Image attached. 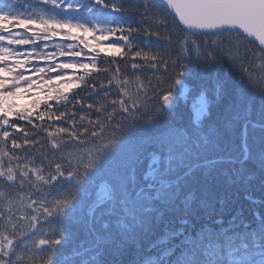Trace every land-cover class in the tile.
Returning a JSON list of instances; mask_svg holds the SVG:
<instances>
[{
    "label": "snow or ice",
    "instance_id": "snow-or-ice-1",
    "mask_svg": "<svg viewBox=\"0 0 264 264\" xmlns=\"http://www.w3.org/2000/svg\"><path fill=\"white\" fill-rule=\"evenodd\" d=\"M162 4L174 12L185 33L182 39L176 38L174 55L168 48L157 53L133 51L139 34L150 45L152 37H160L159 31L152 30L153 25L167 28V22L156 12L154 0H143L142 5L140 0H36L34 5H25L31 11L0 6V264H124L105 257L109 253L122 256L130 246H135L136 251L127 264H210L200 251L201 237L206 239L211 229V235L222 239L234 234L231 225L238 223L241 232L254 233L259 239V264H264V215L255 226L247 222V229L240 213L230 218L231 225H226L223 213L228 200L222 196L218 201L220 212L214 220L211 218L216 201L199 202L198 207L206 210L211 224L203 222L197 227L193 222L196 209L184 195L192 185L208 191L210 181L218 179L219 164L225 162L224 156L216 160L206 155L210 148L223 151L220 146L225 141L219 130L212 133L211 141L195 135L215 101L201 92L188 127L173 126L170 121L181 99H187L192 91L185 83L191 75L190 64L198 62L204 74H211L225 62L230 63L240 73L241 90L226 110L227 123L243 121L245 148L241 155L255 160L264 174V0H162ZM133 5L139 8L130 12ZM65 12L81 16L65 18ZM77 30H82L85 39L75 34ZM95 33H99L96 43H86L87 36ZM199 35L219 39H213L210 46H201L192 39ZM55 37L78 40L83 48L76 50L78 45L69 43L65 51L55 44L56 51L45 52L48 44H44L37 50V41ZM171 37L170 32L169 44L173 42ZM23 45L32 47L23 51L12 47ZM101 54L112 57L111 64L117 57L142 63L131 64L135 75L122 76L118 65L114 71L110 65L99 66ZM58 57H83L89 62H61ZM36 61H43L44 66L26 67ZM254 69H259V74ZM67 70L73 71L70 74ZM145 70L162 71L171 79L151 114L147 109L163 80L153 84L150 77L143 76ZM170 70L174 71V78ZM100 74H107L108 78L97 84L95 76ZM89 80L93 83L89 84ZM245 82L254 88L259 85V145L249 144L247 139L249 127L254 129L255 125L247 117ZM85 88L95 103L82 104L76 90ZM113 89L118 93L110 98ZM29 93L35 96L29 103L12 102V98ZM223 94V82H219L215 89L217 100ZM77 105L82 110L78 120L74 111ZM118 115L123 116L122 122H115ZM20 121L30 125L31 130ZM145 124L168 130L166 135L155 138L156 151L148 170L137 178L136 160L130 158L127 166L131 180L110 184L102 196L94 197L90 188L97 173ZM18 133H23L22 142L12 138ZM17 149L24 154L15 153ZM181 198L183 206L177 214V201ZM85 207L88 211L84 222L89 225L90 239L77 245L76 258L71 254L63 261L54 258L57 246L70 242L74 234L67 228L49 231L46 226L75 220ZM169 214L176 218L166 220ZM161 223L162 234L144 249L139 242L154 235ZM212 224L218 227L212 228ZM252 242L251 236L245 238L246 245L251 246ZM178 248L187 250L189 255L181 259L183 251L178 255ZM215 264L228 262L217 260ZM232 264L256 262L237 259Z\"/></svg>",
    "mask_w": 264,
    "mask_h": 264
},
{
    "label": "trees",
    "instance_id": "trees-1",
    "mask_svg": "<svg viewBox=\"0 0 264 264\" xmlns=\"http://www.w3.org/2000/svg\"><path fill=\"white\" fill-rule=\"evenodd\" d=\"M0 5L7 6L13 9L14 11H31L32 8L29 7L25 9V5L31 4L34 5L36 0H1ZM76 2L87 3L89 0H76ZM143 0H140V5H142ZM154 4L156 5V12L159 17L167 22V28L159 27L157 28L153 25L154 31H159L160 37L151 38V44L146 45L145 41L147 38L143 36V34H139L137 37V44L134 47L133 51L143 49L144 51H151L153 53L164 52L165 48H168L171 54L174 55L176 50L175 40L177 37L183 38L185 35L184 32H181L182 27L179 25L174 16L162 5L157 3L154 0ZM139 5H133L130 12L137 11ZM60 10H57L59 12ZM65 18L72 17H80V13H72L65 12ZM132 19L135 20L136 16L133 15ZM125 27L128 25L125 24ZM138 25L133 24V27ZM24 31V30H23ZM172 33V44L168 42V35ZM80 36V39L83 38V34L81 32L75 33ZM98 35V33H95ZM119 35V34H117ZM227 36V34H225ZM94 34H89L86 38L85 42L90 44H95L96 41L93 38ZM114 38L109 37V40ZM195 39L198 44L203 46L207 43L209 46L211 45V41L213 39H219V37L213 36H204L199 35L196 37H192ZM79 43L78 40H70L67 38L55 37L50 41H37V50H40L44 44H48V48L45 49V52L48 51H56L54 47L55 44H60L65 51H67V45L69 43ZM108 42V41H104ZM123 43V42H121ZM157 44L159 47H157ZM83 48V45H80ZM23 50H30L31 45H23L20 46ZM251 47V45H250ZM82 48H77L76 50H80ZM84 52L87 53L88 50L84 49ZM167 55V54H166ZM102 59L100 60V67L111 66L113 71L118 65L123 75H129L130 77L135 75L132 72L131 64L132 63H142V61L136 60L133 61L130 57L126 60L121 59L119 57L116 58V62L111 64L113 60L112 57H105L101 54ZM74 59H79L82 62H89L88 60L81 58H72V57H58V60L63 62H73ZM42 67L44 66L43 61L33 62L31 65H27V67ZM202 65L198 62H193L189 65V72L191 73L185 80V83L189 89H191L190 95L187 99H181L178 106L173 110V115L170 118V121L173 126H179L182 128H186L189 125L190 119L194 118L192 115L191 104L194 98L199 93H204L209 99L215 101L210 105V114L208 118L204 119L200 130L195 133V135L200 136L201 138L207 137L210 141L213 136L212 133L216 130H219V134L224 139V144L220 146L223 151L220 149L212 150L211 148L206 153L207 158L220 160L221 156L225 157V162L219 164V174L218 179L210 181L209 190L204 191L199 185H192L190 188L186 189L184 192L185 196H188L192 202L193 207L196 209V213L193 217V222L199 226L200 223L207 222L211 224V220L216 219L217 214L220 212V204L218 201L222 196H226L228 202L224 205V213L223 220L226 225H231V217L234 214L240 213L242 215L241 223H243V227L247 229L249 227V223L255 226L256 222L260 219L261 215H264V174H262L259 170L258 163L255 160H248L246 156H242L241 153L244 152L245 148V136H244V124L243 121L233 122L231 125L227 123L228 112L226 111L228 106L232 104L237 94L241 90V76L240 73L235 71L232 65L228 62H225L222 66L218 68L215 73L204 74L202 71ZM68 71V70H67ZM73 70H70V74ZM257 74H259V69H254ZM172 73V77L174 78V71L170 70ZM77 75L80 73L77 72ZM54 75V74H52ZM143 76L150 77L153 84H157L158 80H163V83L159 84V90L155 93L153 99L151 100V104L147 109V113L151 114L155 107L160 104L159 96L163 93L165 89L168 88V85L171 83V79L168 74L163 73L162 71L159 73L143 71ZM107 74H100L99 76H95V82L99 84L102 80H105ZM219 82H223L224 94L219 97L217 100L215 96V89L218 86ZM89 84L93 83L92 80L88 81ZM244 87L247 89L244 92V96L247 97L246 111L247 117L251 121V125H255V128L252 129L249 127V135L247 137L248 143L259 145L261 140L260 134V121H261V109H260V97H259V85L255 86L248 85L246 82ZM88 93V89L85 88L83 90L77 89L76 95L82 98V104L87 105L89 103H95V98H92ZM118 93L117 89H113L110 93V98H115ZM153 95V93H150ZM71 107V105H69ZM63 108H60V111H63ZM76 111L77 116L76 119H79V115L81 113V107L77 105L74 109ZM84 111H87L84 109ZM123 116H116L115 122H122ZM22 126L31 130V126L27 125L26 122H19ZM62 126H67L66 123H63ZM11 131V130H10ZM167 128L161 127L159 130L156 129L154 124H145L139 127L135 132V137L133 140L127 145L123 146L118 150V154L116 158L105 165L104 169L97 173L95 180L93 181L90 191L94 197H98L97 188L100 184H105L107 187L113 183H119L121 181H129L131 180L130 170L128 168V162L130 158H134L136 160L135 165V175L137 178H140L145 171L148 170L149 161L152 158V154L156 151V146L154 140L156 137L163 136L167 134ZM189 131H192L189 129ZM23 133H18L14 135L12 138L20 139L22 142ZM34 138V137H33ZM9 149H11V144L9 141ZM15 153L23 155L24 153L17 149L14 150ZM229 154L231 156V162H228ZM107 159V158H105ZM242 162H244L242 164ZM23 163V161H20ZM37 164L40 163V160L37 159ZM45 165H47V161H45ZM8 166L7 160H5V167ZM202 171V170H201ZM201 173L198 172L197 175ZM217 175V173H214ZM201 200H208L209 202L215 203V208L212 213L211 220L208 219L205 215V209L198 207L199 202ZM91 203V200L88 201ZM183 206V198L177 201V214L179 213L180 207ZM30 211V210H29ZM88 209L85 207L82 211L78 212L77 218L72 221L65 220L62 224H55L46 226L49 231L53 228H67L73 234V239L67 244H62L57 246V253L54 258H58L63 261L68 254H71L73 258H76V249L77 245L82 240L90 239L88 234L89 225L84 222L85 213H87ZM176 216L173 214H169L165 217V219H175ZM179 223L176 224V227H179ZM218 227V225L212 224V228ZM164 228V224L161 223L159 227L156 229L155 234L148 237L147 239L141 240L139 243L144 249H148L149 243L157 239L158 236L162 234V230ZM231 228L234 231V234L224 236L222 239L214 237L211 235V229L208 230L209 235L207 238L201 237L200 240V251L203 254V257L210 262V264H215L217 260L221 262L227 261L228 264H232V261L237 259H244L247 261H255L256 264H259V260L261 259V247L259 239L255 237L254 233H249L247 231L241 232L240 224L231 225ZM252 237V244L248 246L245 244L246 237ZM175 243H178L176 241ZM81 256L83 255V248L79 249ZM136 248L135 246H130L122 256H116L115 254L109 253L106 255V260H121L124 264H127L128 261L132 260L135 255ZM177 254L179 255L181 251H183V255L181 259L187 257L189 254L187 250L177 249ZM150 254V253H148Z\"/></svg>",
    "mask_w": 264,
    "mask_h": 264
},
{
    "label": "rangeland",
    "instance_id": "rangeland-1",
    "mask_svg": "<svg viewBox=\"0 0 264 264\" xmlns=\"http://www.w3.org/2000/svg\"><path fill=\"white\" fill-rule=\"evenodd\" d=\"M4 1V0H3ZM0 2H2L1 0H0ZM0 6H2V5H0ZM65 16V15H64ZM70 18V17H69ZM71 18H73L72 16H71ZM17 31H20L21 33H23V29H17ZM78 32H81L82 33V30H77V32L76 33H78ZM98 35H99V33H98ZM95 36H97V35H95L94 34V39H95ZM88 37V36H87ZM83 38H85L84 37V35H83ZM96 41V40H95ZM103 43H107V42H103ZM74 45H78V48H82L81 46H80V44L77 42V43H74ZM12 47H14L15 49H17V50H21L22 51V49H20L21 47L20 46H12ZM60 61V60H59ZM61 62H63V61H61ZM8 63H11V61H9ZM27 67V66H26ZM29 67V66H28ZM68 72L70 73V70H68ZM48 77L46 76L45 77V79H47ZM187 86V85H186ZM200 94V93H199ZM199 94H197L196 95V97L194 98V100H193V102H190V104H191V110H192V115L193 116H195V112H196V108L198 107V100H197V97H198V95ZM205 95V94H204ZM32 99H35V96L33 95V93H29V94H27V95H24V96H21V97H15V98H12V102L13 103H16V102H19V103H21V104H25V103H29ZM97 191H98V197L99 196H102L106 191H107V187L105 186V184H100L99 186H98V188H97Z\"/></svg>",
    "mask_w": 264,
    "mask_h": 264
},
{
    "label": "water",
    "instance_id": "water-1",
    "mask_svg": "<svg viewBox=\"0 0 264 264\" xmlns=\"http://www.w3.org/2000/svg\"><path fill=\"white\" fill-rule=\"evenodd\" d=\"M157 3H159L160 5H162L163 7H165L163 4H162V0H155ZM166 8V7H165ZM167 9V8H166ZM173 16L174 18L177 20L178 22V18L175 17V14L174 12L171 10V9H167ZM179 23V22H178ZM182 28H183V25H180ZM249 39H252V38H249Z\"/></svg>",
    "mask_w": 264,
    "mask_h": 264
}]
</instances>
